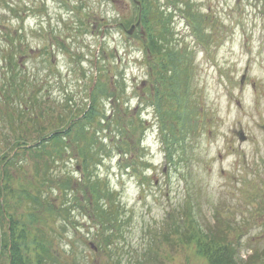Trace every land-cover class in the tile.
<instances>
[{
    "label": "rangeland",
    "instance_id": "374dc122",
    "mask_svg": "<svg viewBox=\"0 0 264 264\" xmlns=\"http://www.w3.org/2000/svg\"><path fill=\"white\" fill-rule=\"evenodd\" d=\"M151 1L171 13L173 34L167 45L191 56L187 100L192 121L177 131L180 138H174L178 140L172 144L171 157L165 156L169 148L165 138L171 140L172 135L152 99L156 98L150 82L152 61L142 42L148 36L146 27L139 25L127 34L120 26L136 21L133 0H0V162L1 154L10 152L7 140L20 134L15 132L16 123L11 129L6 114L13 109L17 116L23 95L39 97L30 111L31 116L41 112L33 127L48 128L53 115L71 108L68 103L77 102V110L72 108L78 115L98 73L107 85L100 98L101 115L110 119L93 129L101 140L100 162L93 166V174L116 192L113 225L91 215L79 187L65 190L54 182L41 187L43 177L81 176L71 153L48 170L26 154L15 159L12 169L16 184L33 186L39 196L70 208L67 215L42 213L55 264H208L190 237L191 217L203 231H216L220 239L230 241L238 264H260L264 0ZM186 1L192 11L206 15L201 26L209 37L204 40L197 38L179 10ZM12 71L25 82L21 97L9 87ZM139 120L136 134L133 128L127 131L128 123L136 125ZM239 131L244 140H239ZM27 133L37 136L31 127ZM132 147L135 158L127 152ZM16 207L27 213L33 204L27 200Z\"/></svg>",
    "mask_w": 264,
    "mask_h": 264
},
{
    "label": "trees",
    "instance_id": "16d2710c",
    "mask_svg": "<svg viewBox=\"0 0 264 264\" xmlns=\"http://www.w3.org/2000/svg\"><path fill=\"white\" fill-rule=\"evenodd\" d=\"M139 1L142 6V24L145 25L148 34L145 46L152 56V79L150 82L154 84L156 91L155 99L161 115V123L172 135L171 140L168 136L165 138V141L169 144L167 157H171L172 144L178 140V138L174 139L176 133L173 121L178 118L182 119L184 116L181 125L185 127L186 123L191 121L189 115L193 113L190 102L187 100L191 79L188 58L191 59V56L187 50L179 51V49L175 50L167 45L173 34L170 26L171 14L166 13L151 0ZM179 10L193 25L194 33L198 39L204 40L205 36L209 37L203 32L201 26L204 15L192 11V4L189 1H186L185 6ZM10 60L12 58L8 61V65L11 67L14 63ZM8 80L11 92L20 94L25 82L16 78L15 71L11 72ZM106 91L107 85L103 82L101 75L99 76L97 73L96 82L89 95L88 103L77 113L78 115H73L72 107L74 106L69 105L71 108L68 107L64 114L61 111L57 116L53 115L48 128L44 126L40 128V124L33 127L38 119L37 114L41 113L33 112L32 116L30 115L32 106L37 105L39 102V97L35 94H29L28 97L23 95V107L17 109V116L14 115L13 109L8 110L9 112L6 115L11 129L14 130L13 124L16 123L18 130H15V132H20V134L7 140L10 152L4 151L1 154L0 264H55L56 257L52 255L51 245L45 238L43 231V227L46 225L43 214L51 217L54 215H67L70 211L67 204L60 207L50 197L46 195L39 196V189L33 188V186L29 189L28 186L22 183L16 184L17 177L12 169L16 165L15 159L18 160L19 156H26V154L33 156L36 160L35 164L43 170H48L51 164L58 163L66 153H71V156L76 159L77 165L80 166L81 176L75 177L69 174L59 179H55L54 175L49 176V178L43 177L41 187L50 184V182L58 183L60 187H65V190H78L79 187L85 207L91 208V215H96L98 219L103 218L108 225H113V221H116L115 215H117L118 202L113 200V197H116V192L109 188L106 180L93 174V166L100 162L101 156L97 153V147L100 146L101 140H98L100 138L96 137L97 131H93V129L102 122L103 124L104 122L109 123L108 120L110 119L105 114L102 116L100 110V98L101 95L105 96ZM11 92L8 97L11 96ZM140 122L141 120L136 122V125L128 123L127 131L133 128V135L136 134L141 127ZM30 127L37 132V136L34 138L27 133ZM125 144L128 147V144L131 143L127 142ZM135 147L127 152L131 155ZM133 157L135 158V156ZM74 199L78 203L76 196H74ZM27 200L33 204V208L27 213L17 212V209L21 206L18 208L16 206ZM15 201L18 202L16 206L14 205ZM190 223L193 227L191 237L194 238L193 244L196 251L207 260L208 264H238L235 248L231 242L221 241L216 237L213 230L203 231L199 227L195 229L193 223L196 222L193 219L190 220ZM34 224L37 225L33 226ZM38 224L41 227H38ZM32 227L37 231L34 234H32ZM174 229L178 231V225L174 224ZM255 256L257 254L254 253L253 257ZM257 262L264 264V258L258 259Z\"/></svg>",
    "mask_w": 264,
    "mask_h": 264
},
{
    "label": "water",
    "instance_id": "95a60500",
    "mask_svg": "<svg viewBox=\"0 0 264 264\" xmlns=\"http://www.w3.org/2000/svg\"><path fill=\"white\" fill-rule=\"evenodd\" d=\"M133 28H134V25H132V26L130 27V29L128 30V33H131L132 30H133ZM240 138L243 139V134H242V133H240Z\"/></svg>",
    "mask_w": 264,
    "mask_h": 264
}]
</instances>
